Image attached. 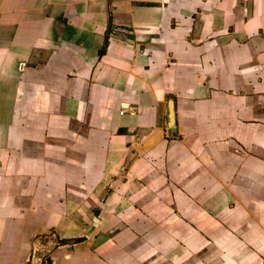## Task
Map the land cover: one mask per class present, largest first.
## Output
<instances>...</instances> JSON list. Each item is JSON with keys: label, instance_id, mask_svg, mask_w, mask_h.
<instances>
[{"label": "crops", "instance_id": "0c3cea01", "mask_svg": "<svg viewBox=\"0 0 264 264\" xmlns=\"http://www.w3.org/2000/svg\"><path fill=\"white\" fill-rule=\"evenodd\" d=\"M40 259L264 264V0H0V264Z\"/></svg>", "mask_w": 264, "mask_h": 264}, {"label": "water", "instance_id": "95a60500", "mask_svg": "<svg viewBox=\"0 0 264 264\" xmlns=\"http://www.w3.org/2000/svg\"><path fill=\"white\" fill-rule=\"evenodd\" d=\"M170 117H171V114H170ZM40 264L43 263V259H40V261H38Z\"/></svg>", "mask_w": 264, "mask_h": 264}, {"label": "built area", "instance_id": "2783aa9c", "mask_svg": "<svg viewBox=\"0 0 264 264\" xmlns=\"http://www.w3.org/2000/svg\"><path fill=\"white\" fill-rule=\"evenodd\" d=\"M43 264H46V263H45V260H43Z\"/></svg>", "mask_w": 264, "mask_h": 264}]
</instances>
